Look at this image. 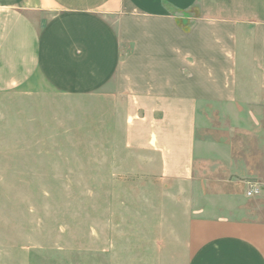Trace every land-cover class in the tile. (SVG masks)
I'll use <instances>...</instances> for the list:
<instances>
[{"label": "crops", "instance_id": "1", "mask_svg": "<svg viewBox=\"0 0 264 264\" xmlns=\"http://www.w3.org/2000/svg\"><path fill=\"white\" fill-rule=\"evenodd\" d=\"M36 77L74 95L115 83L127 97L126 144L157 155L161 177L243 193L244 180L230 179L239 173L263 188V212L264 121L252 116L260 137L246 138L260 153L236 166L205 115L239 98H260L250 112L264 111V0H0V93ZM254 200L243 218L188 220L187 264H264Z\"/></svg>", "mask_w": 264, "mask_h": 264}, {"label": "rangeland", "instance_id": "2", "mask_svg": "<svg viewBox=\"0 0 264 264\" xmlns=\"http://www.w3.org/2000/svg\"><path fill=\"white\" fill-rule=\"evenodd\" d=\"M116 92L67 94L36 77L0 93V264H187L188 220L243 218L260 197L239 173L230 179L243 193L161 177L157 155L127 146V97ZM254 99L206 107L210 139L229 138L236 166L260 153L246 139L260 137L252 116L264 121Z\"/></svg>", "mask_w": 264, "mask_h": 264}, {"label": "built area", "instance_id": "3", "mask_svg": "<svg viewBox=\"0 0 264 264\" xmlns=\"http://www.w3.org/2000/svg\"><path fill=\"white\" fill-rule=\"evenodd\" d=\"M260 191V186L257 183H251L248 191L249 195H254Z\"/></svg>", "mask_w": 264, "mask_h": 264}]
</instances>
